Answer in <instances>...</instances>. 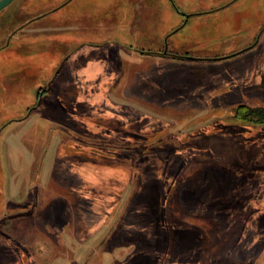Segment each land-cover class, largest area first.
<instances>
[{
	"label": "rangeland",
	"instance_id": "1",
	"mask_svg": "<svg viewBox=\"0 0 264 264\" xmlns=\"http://www.w3.org/2000/svg\"><path fill=\"white\" fill-rule=\"evenodd\" d=\"M26 1L0 9V264H108L94 229L114 189L144 181L151 194L201 150L264 164V123L234 119L232 105L242 92L264 101V0ZM25 13L43 15L8 40ZM39 88L48 90L38 98ZM52 168L67 177L76 221L69 195L44 188ZM135 192L126 203L134 235L108 239L128 245L115 264H172L136 235V219L157 213L156 190L149 200Z\"/></svg>",
	"mask_w": 264,
	"mask_h": 264
},
{
	"label": "crops",
	"instance_id": "2",
	"mask_svg": "<svg viewBox=\"0 0 264 264\" xmlns=\"http://www.w3.org/2000/svg\"><path fill=\"white\" fill-rule=\"evenodd\" d=\"M39 90L40 88L38 98L48 89ZM36 106L37 104L28 108L32 110ZM198 153L200 154L191 157L193 165L188 163L177 167L173 171L175 175L172 181L166 186L157 185L151 194L148 191L152 186L144 181L130 180L123 185L120 183V198L112 203L110 215H106L101 225L94 229L95 232L102 230L100 234L104 236L103 248L99 253H102L105 262H122L128 253L125 240L120 238V243L115 241L109 244L108 239L114 234L120 237L126 233L124 238L134 235L126 231L129 225L126 209L132 205V201L126 205L130 188H136L135 194H143L142 197L148 200L155 195L152 194L156 190L153 204L158 207L157 213L137 218L138 227L135 230L136 235L141 232L142 238H152L154 254H165L166 262L169 256L172 264L264 262V164L247 168L243 164L236 165L219 158L216 154L209 155L202 150ZM53 169L48 172L44 188L57 195L64 192L69 195L72 199L71 219L76 221L80 211L75 207V197L68 193L69 188L65 184L67 177L60 172L59 175H54ZM40 170L37 169L38 173ZM232 170L238 175L232 177V182L227 184L229 178L225 175L233 172ZM144 189L146 191L142 193ZM40 197L44 198L43 193L37 196V200ZM143 201L140 203L146 204ZM75 228L71 229L73 235ZM163 238H167L166 242ZM87 252L93 253L94 257L97 253L96 244Z\"/></svg>",
	"mask_w": 264,
	"mask_h": 264
},
{
	"label": "flooded vegetation",
	"instance_id": "3",
	"mask_svg": "<svg viewBox=\"0 0 264 264\" xmlns=\"http://www.w3.org/2000/svg\"><path fill=\"white\" fill-rule=\"evenodd\" d=\"M68 1H70V0H61L60 1V3L58 4V6H56V7H59V6H62V5H64V4H66ZM235 0H230V1H228L227 2V5H229V4H231L232 2H234ZM26 5H27V8H28V4L30 5V0H27L26 1ZM224 5H226V4H224ZM30 7V6H29ZM2 9V8H1ZM2 14V13H1ZM14 14H15V12H13V13H11V15L10 16H8V18H14ZM41 15H43V14H40V15H38V16H41ZM38 16H34V17H32L31 15H29V14H24V18L23 19H18V24H16V25H14L13 26V28H10L9 30H8V33H7V36H8V40H10V37H11V35H13V33L18 29V30H20L21 28H24V27H27V25L31 22V20L33 19V18H36V17H38ZM0 24H4V23H1L0 22ZM8 28V27H7ZM263 31V28H262V30H261V32ZM259 38H260V36L258 37H256V39H255V41H253V42H251V43H249V44H247L246 46H244V47H242L241 49H239L235 54H237V53H240L241 51H244L245 49H248V48H250V47H253L254 45H256L257 43H258V41H259ZM8 43H9V41H8ZM165 45V44H164ZM8 46V44H7V42H5V43H1L0 44V49L1 48H6ZM166 46V45H165ZM164 46V47H165ZM158 53H161V55H166V54H168L169 52H167V51H156V53H152V54H158ZM148 54V53H147ZM251 56V58L254 60L255 59V55H250ZM219 58H221V57H219ZM218 57H217V59H219ZM210 60H215V58H209ZM254 66V65H253ZM254 73V72H253ZM241 76V74H239V72L238 73H235V74H233V84H235L236 86H237V88H240V87H242V86H244V82L242 81V78L240 77ZM259 76H264V72L261 74V75H259ZM263 79H264V77H263ZM263 81V80H262ZM240 94V93H239ZM242 96L241 97H239L232 105L234 106L233 108H234V113H235V110L237 109V108H242V109H247V108H256V107H259V108H264V101H257L256 99H255V95H254V93H252V92H247V94H245L244 92H242ZM31 109L30 108H28V111H30ZM233 117H234V119H239V118H237V117H235L234 116V114H233ZM251 117H247V118H243L242 120H246V121H248L249 119H250ZM10 120H14V119H9V121ZM248 122H251V121H248ZM120 198V195L119 196H113V201H117L118 199ZM114 202V203H115ZM117 210H118V208H117ZM129 210V208L127 209V211Z\"/></svg>",
	"mask_w": 264,
	"mask_h": 264
},
{
	"label": "trees",
	"instance_id": "4",
	"mask_svg": "<svg viewBox=\"0 0 264 264\" xmlns=\"http://www.w3.org/2000/svg\"><path fill=\"white\" fill-rule=\"evenodd\" d=\"M234 116L239 119L251 117L250 119H252L255 123H264V108H259V107L247 108V109L237 108L235 110ZM120 191L121 189H114L112 193H109L111 203L115 202L113 201V196H119Z\"/></svg>",
	"mask_w": 264,
	"mask_h": 264
},
{
	"label": "water",
	"instance_id": "5",
	"mask_svg": "<svg viewBox=\"0 0 264 264\" xmlns=\"http://www.w3.org/2000/svg\"><path fill=\"white\" fill-rule=\"evenodd\" d=\"M11 0H0V9L3 8L6 4H8ZM185 18H187V15H185ZM166 48V46H165ZM164 51H166L164 49Z\"/></svg>",
	"mask_w": 264,
	"mask_h": 264
}]
</instances>
